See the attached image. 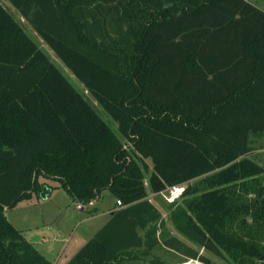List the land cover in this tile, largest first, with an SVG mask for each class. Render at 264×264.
Returning <instances> with one entry per match:
<instances>
[{
    "label": "trees",
    "instance_id": "1",
    "mask_svg": "<svg viewBox=\"0 0 264 264\" xmlns=\"http://www.w3.org/2000/svg\"><path fill=\"white\" fill-rule=\"evenodd\" d=\"M9 1L118 131L0 1V264H54L6 210L56 187L81 204L104 191L122 202L66 264H168L160 244L204 264H264V165L250 157L264 138V9ZM148 159L153 192L184 186L176 230L222 261L168 233Z\"/></svg>",
    "mask_w": 264,
    "mask_h": 264
},
{
    "label": "rangeland",
    "instance_id": "2",
    "mask_svg": "<svg viewBox=\"0 0 264 264\" xmlns=\"http://www.w3.org/2000/svg\"><path fill=\"white\" fill-rule=\"evenodd\" d=\"M0 1L15 18L21 22L28 34L40 45L44 52L62 70L75 87L97 105L102 116L116 131H118L117 123L97 104L95 99L86 90L84 83L72 72L64 61L57 56L50 45L45 42L14 5H12L9 0ZM251 1L264 9V0ZM255 145L256 149L250 154V157L264 165V138L257 141ZM148 162L149 169L145 173V183L149 191V198L161 210L163 218L166 220L168 233L182 238L192 246L211 256L215 261H222L217 256L200 248L185 238L176 230L170 219V207L174 201H183L184 197L179 193L174 194V188L158 193L153 192L149 184V178L152 172V161L148 159ZM41 180L45 181L46 178L42 177ZM197 180L198 179H194L190 183H194ZM49 182L55 186L59 184L53 180ZM115 202L116 197L110 191H104L96 205V210H91L93 206L89 205L85 206L86 208L83 209V204H80L79 201L74 199L64 187H56L49 197L42 198L34 194L32 198L22 200L17 206L7 209L6 214L8 219L18 229L24 232L26 238L54 264H66L101 228L100 225L103 223L102 221L105 216L101 215V217H96L92 222H88V220L85 219L91 217L95 212L108 211L109 207ZM160 232L159 236L162 238ZM154 253L166 259L169 264H204L197 260L186 259L162 244L155 249Z\"/></svg>",
    "mask_w": 264,
    "mask_h": 264
},
{
    "label": "crops",
    "instance_id": "3",
    "mask_svg": "<svg viewBox=\"0 0 264 264\" xmlns=\"http://www.w3.org/2000/svg\"><path fill=\"white\" fill-rule=\"evenodd\" d=\"M151 200V199H150ZM98 201H99V199L98 200H96V201H93V202H90V203H87V204H83V209L84 208H86L85 206H87V205H89V206H93V208H91V210H96L97 209V207H96V205H97V203H98ZM81 204V203H80ZM120 206L118 205V199L116 198V202L113 204V205H111V207H109V209H108V211H103V212H95V214H92V216L91 217H87L85 220H88V222H92V220L94 219V218H98V217H101V215L102 216H105V218L103 219V223H101V228L107 223V221L111 218V216H112V212L114 211V210H116L117 208H119ZM159 208V207H158ZM166 260V259H165ZM190 260H194V261H196L195 259H190ZM166 262L168 263V261L166 260ZM169 264V263H168ZM181 264H184V263H181Z\"/></svg>",
    "mask_w": 264,
    "mask_h": 264
},
{
    "label": "built area",
    "instance_id": "4",
    "mask_svg": "<svg viewBox=\"0 0 264 264\" xmlns=\"http://www.w3.org/2000/svg\"><path fill=\"white\" fill-rule=\"evenodd\" d=\"M173 188H174V190H175V192L172 191V192H174V194L179 193V194L181 195V194L183 193V191H184V187L175 186V187H173ZM180 195H179V196H180ZM118 205H119V206L122 205L121 200H118Z\"/></svg>",
    "mask_w": 264,
    "mask_h": 264
},
{
    "label": "water",
    "instance_id": "5",
    "mask_svg": "<svg viewBox=\"0 0 264 264\" xmlns=\"http://www.w3.org/2000/svg\"><path fill=\"white\" fill-rule=\"evenodd\" d=\"M186 264H189V263H186Z\"/></svg>",
    "mask_w": 264,
    "mask_h": 264
}]
</instances>
